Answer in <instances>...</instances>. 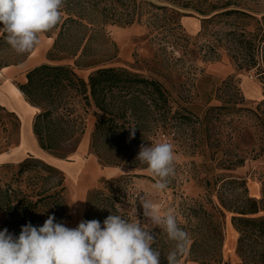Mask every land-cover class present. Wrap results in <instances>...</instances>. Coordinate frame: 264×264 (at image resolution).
I'll list each match as a JSON object with an SVG mask.
<instances>
[{
    "label": "rangeland",
    "instance_id": "rangeland-1",
    "mask_svg": "<svg viewBox=\"0 0 264 264\" xmlns=\"http://www.w3.org/2000/svg\"><path fill=\"white\" fill-rule=\"evenodd\" d=\"M184 1L188 6L175 0H136L141 11L138 20L124 26L101 22L91 42L98 65L160 79L179 103L199 117L208 106L226 102L223 110L208 113L207 123L203 121L206 127L200 126L201 118L194 117L182 123L173 121L165 137L154 135L153 146L171 143L174 151V175L168 178L166 190L159 192L152 188L155 179L148 167L131 170L104 166L98 161L89 150L94 108L85 106L77 95L69 97L68 105L82 119L84 132L72 152L63 157L47 150L39 153L29 134L34 146L27 139L26 147L13 156L10 152L18 149L25 121L32 122L40 108L24 94L16 95L12 86L24 83L26 72L36 65L73 61L48 59L57 33L55 27L40 34V44L24 54H18L0 34V67L9 66L0 71V224L9 232L19 235L26 220L40 227L53 214L56 222L75 228L84 220L89 189L101 185L102 178L135 172L139 175L122 182L113 204L96 213L95 219L102 226L111 212L133 219L135 200L137 219L147 223L137 197L144 195L162 213L169 209L175 212L179 225L191 234L189 250L181 262L223 264L224 242L227 245L232 230L239 264H264V233L255 222L244 225L232 219L233 215L239 216L236 207L243 205L247 197L259 201V210L244 216L264 217V0ZM226 9L237 11L204 19ZM252 55L253 61L246 67L244 61ZM92 70L75 68L84 79ZM202 133L207 135V146L203 147L196 140ZM209 151L218 159L226 154L227 158L242 155L244 161L226 169L209 159ZM25 153L27 156L20 159ZM24 159L29 162L23 166ZM241 179L243 185L238 183ZM152 232L159 236L153 247L161 252V264H167L164 257L173 242L158 227Z\"/></svg>",
    "mask_w": 264,
    "mask_h": 264
},
{
    "label": "trees",
    "instance_id": "trees-1",
    "mask_svg": "<svg viewBox=\"0 0 264 264\" xmlns=\"http://www.w3.org/2000/svg\"><path fill=\"white\" fill-rule=\"evenodd\" d=\"M175 1L188 6L184 0ZM236 11L226 9L204 19ZM140 12L136 0H64L61 8L62 21L54 28H57V33L47 56L50 61L68 58L73 63L45 62L36 65L27 71L25 83L18 86L26 99L40 108L34 117L33 133L42 149L63 157L77 147L84 125L68 105V99L73 95L81 96L85 106L94 108L95 121L89 135V150L104 166L131 170L147 168L146 164L136 159L141 144L153 146L154 135H168L173 121L182 123L199 117L179 103V99L173 96L172 91L160 79L133 73L121 67L98 65L99 59L96 58L91 42L100 29L99 24L110 21L123 26L129 25L140 18ZM199 12L205 13L203 10ZM185 14L187 13H182ZM50 35L49 33L48 36ZM2 38L0 36V40ZM87 57L89 61L85 60ZM251 61L253 55L244 61L246 67H249L248 62ZM82 67L93 68L87 79L80 77L75 71V68ZM224 108L226 102L208 106L199 117L200 126L205 125L203 121L207 123L209 112ZM130 127L136 128V134L129 141ZM200 136L196 138L199 145L207 146V135L202 133ZM227 156L226 154L218 159L216 153H208L209 159L217 160V165L226 169L244 161L242 155L236 158ZM28 162L29 159H24L21 165ZM46 168L54 170L52 166L46 165ZM138 175L130 172L102 178L101 185L89 189L86 194L84 221L96 220V213L105 206H111L118 198L122 182ZM238 183L243 185L244 180L241 179ZM258 204L256 198L247 197L243 205L236 207L239 216L233 215V221L241 220L244 225L255 222L257 229L264 233V217L251 219L244 216L256 213L259 210ZM25 222L31 223L30 220Z\"/></svg>",
    "mask_w": 264,
    "mask_h": 264
},
{
    "label": "clouds",
    "instance_id": "clouds-1",
    "mask_svg": "<svg viewBox=\"0 0 264 264\" xmlns=\"http://www.w3.org/2000/svg\"><path fill=\"white\" fill-rule=\"evenodd\" d=\"M64 0H0V34L18 54L33 50L40 44V34L49 32L62 21ZM129 141L136 128L130 127ZM148 166L156 191L166 190L169 177L174 175V151L171 143L154 146L141 144L136 157ZM148 221L137 219L135 202L131 215L111 214L103 221L82 220L77 227L68 228L49 215L42 226L28 223L18 237L5 228L0 231V264H161L158 227L173 242L167 264H181L189 250L191 234L178 222L175 212L164 211L144 195L137 196ZM77 200L73 201V204ZM85 201V200H79ZM69 205V206H71ZM119 205V204H117ZM120 206V205H119ZM121 207V206H120Z\"/></svg>",
    "mask_w": 264,
    "mask_h": 264
},
{
    "label": "crops",
    "instance_id": "crops-1",
    "mask_svg": "<svg viewBox=\"0 0 264 264\" xmlns=\"http://www.w3.org/2000/svg\"><path fill=\"white\" fill-rule=\"evenodd\" d=\"M34 53V51L33 52H31V54L30 55H32ZM7 68H9V66H1L0 67V71H3V70H6ZM33 68V67H32ZM30 70V69H29ZM28 70V71H29ZM27 73V72H26ZM25 81H26V76H25ZM25 81H24V83H25ZM23 84V83H22ZM12 88H13V91H14V93L16 94V95H18V96H22V92H20L21 90L19 89V87H16V86H12ZM16 92H18V93H16ZM40 111V110H39ZM38 111V112H39ZM37 112V113H38ZM35 115H36V113H35ZM35 115H34V117H35ZM34 117H33V120H32V122H28V121H25V132H23V136L21 137V142L19 143V146L17 147L18 149L17 150H12L10 153L13 155V156H15V155H18L20 152V149H22L23 147L25 148L26 147V145H27V139L29 140L28 141V143H29V145H32V146H34L33 145V141L35 142V149H36V151L37 152H39V153H42V152H44L45 150L44 149H42L40 146H39V144H38V142H37V139H36V137H35V135H34V133H33V121H34ZM29 134H31V136H32V139H33V141H32V139L31 138H29L27 135H29ZM25 136V137H24ZM34 136V137H33ZM25 156H27V154L25 153V154H23V155H21V157H19L20 159L21 158H24ZM228 235H229V238H228V241H227V245H226V241L224 242L225 243V245H224V255H223V264L225 263V262H229V264H239V262H240V259H239V257L235 254V250H234V248L233 247H235L234 245H235V242H236V236L234 235V232L231 230V231H229V233H228ZM227 246V247H226ZM226 252V253H225ZM181 264H211V263H208V262H197V261H193V260H187V261H183V262H181Z\"/></svg>",
    "mask_w": 264,
    "mask_h": 264
},
{
    "label": "built area",
    "instance_id": "built-area-1",
    "mask_svg": "<svg viewBox=\"0 0 264 264\" xmlns=\"http://www.w3.org/2000/svg\"><path fill=\"white\" fill-rule=\"evenodd\" d=\"M3 229H5V228L0 224V231H2ZM9 233L13 234L15 237L19 236L16 234V232H9Z\"/></svg>",
    "mask_w": 264,
    "mask_h": 264
},
{
    "label": "bare ground",
    "instance_id": "bare-ground-1",
    "mask_svg": "<svg viewBox=\"0 0 264 264\" xmlns=\"http://www.w3.org/2000/svg\"><path fill=\"white\" fill-rule=\"evenodd\" d=\"M16 93H18V92H16ZM87 178H88V177H87ZM84 181L86 182V177H85V179L83 178L82 183H83Z\"/></svg>",
    "mask_w": 264,
    "mask_h": 264
}]
</instances>
